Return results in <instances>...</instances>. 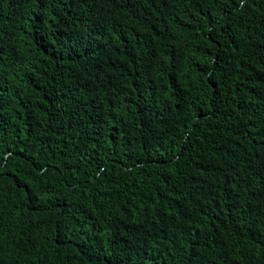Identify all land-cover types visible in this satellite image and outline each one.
Instances as JSON below:
<instances>
[{
  "label": "trees",
  "instance_id": "1",
  "mask_svg": "<svg viewBox=\"0 0 264 264\" xmlns=\"http://www.w3.org/2000/svg\"><path fill=\"white\" fill-rule=\"evenodd\" d=\"M0 264H264V0H0Z\"/></svg>",
  "mask_w": 264,
  "mask_h": 264
}]
</instances>
